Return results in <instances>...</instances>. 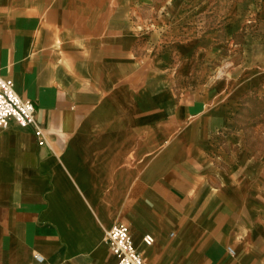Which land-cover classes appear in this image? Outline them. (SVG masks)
Segmentation results:
<instances>
[{
	"label": "crops",
	"instance_id": "0c3cea01",
	"mask_svg": "<svg viewBox=\"0 0 264 264\" xmlns=\"http://www.w3.org/2000/svg\"><path fill=\"white\" fill-rule=\"evenodd\" d=\"M0 75V264H264V0H0Z\"/></svg>",
	"mask_w": 264,
	"mask_h": 264
},
{
	"label": "built area",
	"instance_id": "2783aa9c",
	"mask_svg": "<svg viewBox=\"0 0 264 264\" xmlns=\"http://www.w3.org/2000/svg\"><path fill=\"white\" fill-rule=\"evenodd\" d=\"M36 107L31 99L22 97L15 89L11 79L0 75V129L7 128L10 119H14L20 126H34L40 144L47 142L46 135L35 119ZM147 245L153 243L150 234L144 236ZM106 241L111 251L116 255L118 264H144L141 252L136 247L128 225L116 223L106 230ZM231 254L235 253L233 247H228ZM36 260L43 262L44 257L37 253Z\"/></svg>",
	"mask_w": 264,
	"mask_h": 264
},
{
	"label": "rangeland",
	"instance_id": "374dc122",
	"mask_svg": "<svg viewBox=\"0 0 264 264\" xmlns=\"http://www.w3.org/2000/svg\"><path fill=\"white\" fill-rule=\"evenodd\" d=\"M227 63V61H224V66ZM232 63L234 64V66L240 65L243 63L242 60H233ZM233 64L231 63H227L226 66H233ZM262 111H264V99L261 100V102H255V106L254 109H252V111L250 113L253 114H259ZM249 113V114H250ZM263 116L259 117L256 121V123L254 125H249L250 128L254 127V131H256V133L258 132H263L264 133V113H262ZM252 144H254V146L256 147H263L264 148V138H255L253 141H251Z\"/></svg>",
	"mask_w": 264,
	"mask_h": 264
}]
</instances>
